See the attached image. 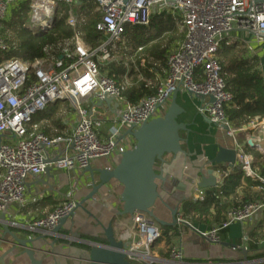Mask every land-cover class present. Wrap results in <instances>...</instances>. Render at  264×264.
Returning a JSON list of instances; mask_svg holds the SVG:
<instances>
[{
    "label": "built area",
    "instance_id": "built-area-1",
    "mask_svg": "<svg viewBox=\"0 0 264 264\" xmlns=\"http://www.w3.org/2000/svg\"><path fill=\"white\" fill-rule=\"evenodd\" d=\"M14 1L18 0L0 1V22ZM38 1H44V8H50L43 16L51 17V22L61 18L58 6L62 3L67 9V23L76 28L75 5L81 0H32L31 18L37 14ZM96 1L100 12L96 30L105 36L99 46H93L76 33L72 39L74 50L69 45L63 47L59 58H39L33 62L10 58L0 64V214L13 204L23 205L27 178L41 176L49 165L57 169L84 170L98 158L122 156L136 144L128 130H137L145 122L163 115L177 91L202 98L198 112L235 136L236 130L230 127L226 112L234 94L227 86L220 50L224 44L232 45L234 32L264 41V0ZM165 13L181 19L185 36L169 52L167 73L156 91L132 103L123 95L124 87L102 71L100 63L112 60L110 46L124 42L128 24L149 26L154 16ZM9 47L0 36V50ZM142 49L140 46L139 51ZM64 58L71 61L66 63ZM145 62L142 58L140 64ZM110 98L112 102L108 104L106 101ZM59 101L73 106L78 122L70 134L50 136L40 129L33 117ZM99 116L113 118L106 134L101 131L104 119ZM236 152V163L230 167L239 165L246 176L259 180L264 186V177L254 167L255 156L238 143ZM58 154V160L47 161ZM229 170H218V173L225 178ZM196 188L194 199L203 200L205 189ZM78 206L79 201L68 192L53 210L33 220L30 228L52 231ZM262 206L258 201L232 205L219 226L198 231L206 240L220 243L221 229L235 221L249 220ZM131 217L132 224H125L129 259L138 264L153 263L157 257L152 247L162 232L145 212L135 211ZM178 221L183 218L179 216ZM171 256L183 261V253L177 247L171 249Z\"/></svg>",
    "mask_w": 264,
    "mask_h": 264
},
{
    "label": "crops",
    "instance_id": "crops-1",
    "mask_svg": "<svg viewBox=\"0 0 264 264\" xmlns=\"http://www.w3.org/2000/svg\"><path fill=\"white\" fill-rule=\"evenodd\" d=\"M30 1L32 0H18L10 3L3 20L5 22L10 20L21 5L26 4L29 7ZM82 4H85L84 0L75 5L77 25H80L87 17L85 9L82 10ZM58 8L59 15H66L67 20L68 14L65 6L60 3ZM30 12L29 7L25 21L20 27L21 33H25V25L29 24ZM1 25L0 36L3 39L8 38L11 30L7 28L8 35L4 36ZM242 36L240 32L232 33V46L243 49L240 57L253 64L252 72L259 73L263 82L264 41L258 42L249 35L248 37ZM103 38L105 40L104 35ZM181 40L174 42L170 52ZM71 42L73 43L72 40ZM67 45H70V41ZM164 73V75L157 73V77L163 79L167 73V67ZM134 76L142 78L140 73H135ZM233 94L235 97L234 92ZM176 101L186 109L185 113L179 116V121L187 123L189 129L181 131L182 147L186 153H181L176 157L173 154H166L164 165L157 164L158 169L164 167L167 176L166 184L160 181L162 200H158L154 208L155 214L162 221L155 222L162 236L152 247V252L157 259L153 263L142 264H264V186L259 180L246 176L239 165L233 168L226 163L213 162L220 146L236 149L237 143L252 155L254 153L250 150L264 154V117L256 115L245 122L237 123L227 114L230 127L236 130L235 136H231L225 129L219 128L210 121L207 115L198 112V105L202 98L189 92L178 91ZM230 106L232 108L235 106L234 99L227 107ZM99 117L104 119L101 131L106 134L114 122L113 118L112 116ZM78 118L69 102L59 101L50 104L44 111L36 114L34 122L39 123L40 129L46 134L57 136L70 134ZM250 139L254 142L253 146L248 143ZM247 147H250V150ZM118 157L98 158L92 162L91 167L95 169L114 166V161ZM255 162V169L264 177V164L259 166L255 165ZM210 169L230 170L225 178L215 172L219 180L218 184L200 187L206 191L205 198L195 200L196 181L200 180L202 174L210 176L208 174ZM95 175L97 177L98 173ZM92 189V174L86 169L69 170L53 167L50 176L46 173L38 177L29 176L24 204H13L6 211V220H8L10 230L20 238L30 239L29 246L34 248L38 257L51 264L55 260L61 264L79 263L80 258L89 248L88 241L107 242L106 230L109 227L112 228L116 239L128 242L125 237L127 232L125 224H132V217L118 214L122 209L123 186L116 180L104 185L93 198L79 205L74 214L67 218L57 231L30 228L33 220L53 210L68 192H72L73 198L80 204ZM253 201L263 203L262 208L249 220L235 221L221 229L220 243L210 242L200 235L198 230H208L219 226L227 218V211L232 205H242ZM164 202L172 208L178 207L177 218L181 216L183 221L171 224L173 222L172 211ZM191 202L195 206H190ZM186 208L187 211H185ZM3 231L0 225V237ZM75 233L79 235H74ZM239 245L244 246L237 250L233 249L234 246ZM173 247L182 251V262L171 256ZM9 250H11L10 253L5 257L6 264L30 263L23 247L17 245L13 236L7 233L5 241L1 244L0 255ZM243 250H246V253H243ZM134 264L138 263L134 262Z\"/></svg>",
    "mask_w": 264,
    "mask_h": 264
},
{
    "label": "trees",
    "instance_id": "trees-1",
    "mask_svg": "<svg viewBox=\"0 0 264 264\" xmlns=\"http://www.w3.org/2000/svg\"><path fill=\"white\" fill-rule=\"evenodd\" d=\"M84 2L85 4L81 7L82 10L85 9L87 17L80 25L74 28L67 23L65 15L55 19L54 26L43 35L35 34L27 25H25V33L20 32L26 12L29 10L26 4L21 5L10 20L0 22L4 36L8 35L7 28L11 30L10 36L4 37L10 47L0 50V64L10 58H19L27 62L52 56L59 58L63 54V47L69 41L68 47L74 50L71 40L76 33L93 46H99L104 40L102 33L96 30L99 5L96 0H84ZM152 19L154 20H151L149 26L128 24L124 33V42L110 46L112 60L100 63L101 70L108 72L119 85L124 87L123 95L132 103H137L144 96L156 91L161 81L157 73L165 74L170 48L176 40L183 39L185 36V29L179 17L165 13L156 15ZM140 46L143 47L141 51H139ZM241 51L243 49L226 44L220 50L228 89L235 93V106L227 107L226 112L230 119L237 123L245 122L256 115L264 117L262 78L259 73L252 72L253 64L240 57ZM142 58L146 60L144 65L140 64ZM64 59L66 63L71 61V59ZM135 73L142 74V78L135 76L130 83H127V77L131 78ZM247 149L250 150V147ZM250 151L255 155V165L264 164L263 153L256 150ZM191 205L194 204L191 202Z\"/></svg>",
    "mask_w": 264,
    "mask_h": 264
},
{
    "label": "water",
    "instance_id": "water-1",
    "mask_svg": "<svg viewBox=\"0 0 264 264\" xmlns=\"http://www.w3.org/2000/svg\"><path fill=\"white\" fill-rule=\"evenodd\" d=\"M53 22L55 23V20ZM177 93L178 91L173 94L172 100L163 115L157 116L149 122H145L137 130H128V133L136 139V144L132 149L127 150L122 156H119L114 161L115 165L113 167L93 169L90 165L86 168L92 174L93 189L79 205L93 198L104 185L116 180L123 186L121 192L122 209L119 210V215L132 216L135 211H142L147 213L154 222H162L155 214L154 208L157 201L162 200L160 181L166 184L167 176L164 167L158 169L157 163L159 162L163 166L166 162V154H173L176 157L181 153H186L182 147L183 137L181 131L189 130L187 123L179 121V116L185 113L186 109L176 101ZM106 102L110 104L112 99H107ZM225 128L229 129V126H225ZM248 143L251 146L254 145L252 139ZM59 158L60 155L58 154L47 161L53 162ZM236 160L237 152L235 148L220 146L213 162L217 164L226 163L234 166ZM52 169V166H47L45 173L50 176ZM215 172L220 176L217 170L210 169L208 171L210 176L207 177L202 174L200 180L196 181V186L208 187L218 184L217 182L219 180ZM96 173H98L97 177L95 175ZM164 203L166 204V202ZM166 206L172 211L173 222L171 224H176L178 222V207L172 208L167 204ZM66 220L67 218H64L54 231H57ZM7 221L5 210L0 214V225L4 229L0 237V248L2 242L5 241V235L10 233L16 241V244L23 247L24 253L30 260L29 264H51L47 263L43 258L38 257L34 248L29 246V243H31L30 239H23L15 235L10 230ZM185 223L189 224L188 222ZM74 235L79 234L75 233ZM106 238L107 242L88 241L89 248L77 264H134L129 259V241L126 242L123 239H116L111 227L106 230ZM10 251L0 255V264H6L5 257ZM243 253H246V250H243ZM53 264L61 263L55 260Z\"/></svg>",
    "mask_w": 264,
    "mask_h": 264
},
{
    "label": "bare ground",
    "instance_id": "bare-ground-1",
    "mask_svg": "<svg viewBox=\"0 0 264 264\" xmlns=\"http://www.w3.org/2000/svg\"><path fill=\"white\" fill-rule=\"evenodd\" d=\"M43 2L44 1L36 2L37 14L29 20V24H28V28L37 35L45 34L54 26V22L49 21L51 17L43 16L46 10L47 12L50 11L49 7L48 9L43 7V5H45ZM52 20H55V18Z\"/></svg>",
    "mask_w": 264,
    "mask_h": 264
},
{
    "label": "rangeland",
    "instance_id": "rangeland-1",
    "mask_svg": "<svg viewBox=\"0 0 264 264\" xmlns=\"http://www.w3.org/2000/svg\"><path fill=\"white\" fill-rule=\"evenodd\" d=\"M176 17H177V16H176ZM177 18H178V17H177ZM134 75H135V74H133L131 78H128V77H127L126 82H127V83L129 82V83H130L131 79H132L133 77H135ZM146 214H147V213H146Z\"/></svg>",
    "mask_w": 264,
    "mask_h": 264
}]
</instances>
